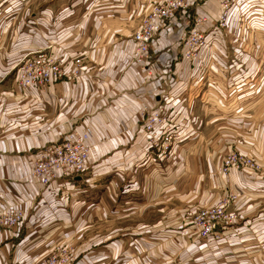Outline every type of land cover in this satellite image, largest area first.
Here are the masks:
<instances>
[{
  "label": "crops",
  "instance_id": "1",
  "mask_svg": "<svg viewBox=\"0 0 264 264\" xmlns=\"http://www.w3.org/2000/svg\"><path fill=\"white\" fill-rule=\"evenodd\" d=\"M200 1L195 6L210 13L218 4ZM260 1L241 4L250 10L264 6ZM149 5L150 0H29L16 17V0H0V206L18 205L28 214L0 237V264H35L71 239L75 264H264V168L222 173L229 116L219 98L227 86L221 97L212 90L213 99L207 98L205 77H196L180 59L178 19L173 31L156 39L152 75L133 60V33ZM26 28V42L16 45ZM248 40L241 53L254 51L252 33ZM44 42L53 44L67 70L81 58L80 74L26 94L14 64ZM224 53L222 64L236 60L230 45ZM213 58L208 52L210 67L225 79V67ZM252 71L259 66L253 63ZM211 101L221 113L209 111ZM159 105L183 123L165 158L158 148H146V115ZM242 111L237 118L247 121L243 137L254 138L239 146L250 147L264 164V124L246 106ZM214 124H220L215 137ZM77 127L91 132L88 169L55 179L44 191L28 176L30 155ZM229 189L240 195L239 223L219 246L197 242L191 222L198 206Z\"/></svg>",
  "mask_w": 264,
  "mask_h": 264
},
{
  "label": "built area",
  "instance_id": "2",
  "mask_svg": "<svg viewBox=\"0 0 264 264\" xmlns=\"http://www.w3.org/2000/svg\"><path fill=\"white\" fill-rule=\"evenodd\" d=\"M198 0H162L152 3L146 8L140 27L133 33V60L140 64L149 75H152L151 51L158 47L156 39L162 34L173 31L175 20H181L182 34L179 38L180 59L186 66L201 67L196 64L205 55L210 46V38L206 31L209 21L202 13V8H196ZM207 0H204L206 3ZM195 7V9H194ZM221 11L218 15L215 31H220L227 25L228 13L231 7L229 0H220ZM207 14V13H206ZM215 33V32H214ZM216 36V34H215ZM82 59L77 58L71 70H67L61 61V56L53 50L52 44L39 48L23 56L14 64L18 70V84L25 90L46 89L58 80L77 77L80 74ZM166 106L159 105L155 111L147 113L145 134L148 139L146 148H158L162 152L170 147L175 134L176 125L170 120ZM181 135V131H178ZM92 153L91 132L86 128H73L62 134L61 138L44 146L38 151L33 162L35 178L43 185H48L52 178L61 175L78 176L84 171ZM258 170L259 164L252 157L239 153L228 154L223 162V172L235 170ZM239 195L231 193L218 203L202 207L194 216L191 226L196 233L198 242L222 243L230 228L235 227L241 217L236 209ZM26 216L22 209L16 206H0V237L5 232L16 230L24 222ZM74 249L71 244L63 250L53 252L47 257L37 260L35 264H74Z\"/></svg>",
  "mask_w": 264,
  "mask_h": 264
},
{
  "label": "rangeland",
  "instance_id": "3",
  "mask_svg": "<svg viewBox=\"0 0 264 264\" xmlns=\"http://www.w3.org/2000/svg\"><path fill=\"white\" fill-rule=\"evenodd\" d=\"M28 1L29 0H16V17L18 15V12L25 10V8H26L25 5L27 4ZM40 1H43V0H40ZM160 1H162V0H150V4L160 2ZM229 1L231 2V7H230L229 13H228L227 25H225L224 28L220 31H215L218 15L221 11L220 0L217 1L218 4L215 5L216 9L213 13L208 12L207 7L206 8L204 7L205 11H201L207 17L209 16V21H208V24L206 26V31H207L208 35H210V38L211 37L214 38V36L216 34V37H218V41H216L214 39L210 40L211 44L205 50L206 51L205 55L201 56V58L198 59V61L196 62V64H199V61H201L200 64L203 66L197 67V68L193 67L194 68L193 70H195V72L197 71L196 77H205V80H206L205 86H206V89H209V92L207 93L208 99L209 98L213 99V96H211L212 94L210 93L212 90L213 91L215 90L218 92V93H216L217 98L221 97L220 95H222L221 94L222 85L227 86L228 92H225V94L223 93V97L219 98L221 104H224L222 106V107H224L223 113H225L229 116V121H228V130H229L228 131L229 132L228 150H227L226 154L225 153L223 154L224 157L222 160V170H221L222 173L224 174V176H226V177H228L234 173H244L245 174L246 172H249V171L258 172L264 168L263 161L260 158H258L257 155L254 154L253 151H251L250 147L248 150H246V149L244 150V149H242V146H239L240 144L238 142L242 141V142L246 143L247 142L246 140L248 138L252 139V138H254V136L243 137L244 135L242 133V129H243L244 125H247V121H245V120L242 121L241 119L237 118L238 115H243L242 110L246 106V108L248 109L247 112L251 113L253 115V118H255V119L260 118V120H257V121L259 123L264 124V120H262V118L264 117V6H261V7L255 6L254 8H251L249 10L247 8V6L243 7V5L241 4V0H229ZM200 2L201 1L198 0L196 5H200ZM221 2H222V0H221ZM259 4L264 5V2L260 1ZM145 10L146 9L143 10V13L141 16L142 19L145 16V13H146ZM178 20L181 23L180 18ZM26 30H27V28L24 29L23 32L19 34L20 39L17 41L16 45L18 44V46H19L20 44H23V42H26V38L23 37V36H25V34L29 33V32H25ZM249 33H252L254 35V43H253L254 51H251V52L250 51L249 52L244 51L243 53H241L240 50L245 49L246 48L245 45L249 41L248 40V34ZM49 44H52V43L44 42L42 45L37 47L36 50H38L39 48H46V46H48ZM229 45L231 46L232 52H233L236 60L233 62H229L228 64H225L226 63V56H225L224 52L227 50ZM52 47H53V44H52ZM208 52H213L215 54L216 58H213V62L217 66H219V67L223 66V68L225 67V70L227 71V72H225V74H226L225 79H223L225 81V83L223 82V80H220V78L218 76V73L216 70L218 67H216V69H213L210 67L211 62L209 59H206ZM217 53H218V55H217ZM221 55L225 56V58H221ZM221 59L225 60V63H224L225 65L222 64ZM61 61H62V59H61ZM253 63H255L257 66H259L258 72L252 71V64ZM62 64H63V61H62ZM17 74H18V70L16 68V79H17V83H18ZM18 86H19V84H18ZM201 87L204 90V84H201ZM243 87H247L248 90L245 93L239 92V91H241V89ZM20 88L26 94L31 95L33 92H35L34 90H25L22 87H20ZM38 90H40V89H38ZM203 90L201 92H199V94H202ZM165 95H167V93ZM198 96L200 97L201 95H198ZM246 97H248V100H244V101L240 102L239 105L234 104L236 102H239L242 98H246ZM249 98H251V99H249ZM211 102L212 103H208L212 106V107L209 106V107H211V109L209 111L215 112L217 114L221 113L222 108L221 107L218 108V106L215 105L214 101H211ZM250 102H253V103H251L252 104L251 106L248 105ZM242 103L244 106L242 105ZM244 113H245V111H244ZM170 120L173 121V123L176 125L177 129H175V134H174L173 138L171 139L170 147L168 149H164L165 150L163 152L164 154L161 155V156H163V158L168 157L169 153L172 152V150H173L174 144L179 141V137L181 135H179L178 131H181V127L183 126L182 121L178 122V119L175 120L172 117H170ZM197 124H198L197 128L199 130L202 129V127H200L199 123H197ZM215 125L216 124H214V127H213L214 128L213 129V136L214 137H215V133H216L215 132L216 128L219 127L220 124H218V126H215ZM70 130H73V128H71ZM61 136L58 137L57 139L61 138ZM199 138H200V136L197 137V140ZM54 141L55 140H49L46 143H44L41 147L37 148L36 151L30 155V157L32 159V163L36 160V157L38 156V151L43 149L44 146H47L48 144H50ZM160 152H162V151H160ZM234 152L245 155V156L252 157L254 160H256L258 162L259 169L257 171L253 170V169H246V170H235V171H232V172L227 173V174L224 173L223 172L224 159L227 157L228 154H231ZM91 157H92V153H91ZM91 157H90V161H91ZM90 161H89V165H90ZM87 169H88V167L84 171H82L79 175H81ZM28 176L32 177L34 180H37V185H39L40 188H42L45 191L52 184L53 180L61 178V177L62 178H64V177L74 178L75 175H64V176L61 175L58 177H54L51 179V181L48 185H43L39 182V180L37 178H35L36 175L34 174L33 164H32ZM231 193H235V194L239 195L237 190L229 189L225 194H223L217 200H215L213 202H207V203L200 204V206H198V208H197V212L204 206H208V205L218 203V201H220L222 198L226 197L227 195H229ZM239 197H240V195H239ZM238 205H239V199H238V202L236 204L237 210H239L238 208H240ZM10 206H16L17 208L22 209L25 212V216L27 218L28 214L24 208H22L18 205H10ZM197 212L194 214V216L197 214ZM194 216H193V218H194ZM26 218H25V220H26ZM227 235L229 236V233H227ZM228 236H227V239L224 238L225 240L222 241V243L218 244L217 241L216 242L214 241V243H216L217 246H219L220 244H223V243L228 241ZM195 237H196V239H198L197 236H195ZM63 240L64 239H62V241ZM64 241H66V240H64ZM67 241L68 242H65L64 244L63 243L58 244L57 245L58 247L53 248L52 252L50 254H52L53 252H58L60 250H63V247L70 244V242H71V244H75L74 240H72V239L67 240ZM197 242H198V240H197ZM200 243H202V242H200ZM210 243H212V242H210ZM75 254H76V252H75ZM77 257H78V255L75 256L74 264L76 263L75 261L77 260Z\"/></svg>",
  "mask_w": 264,
  "mask_h": 264
}]
</instances>
